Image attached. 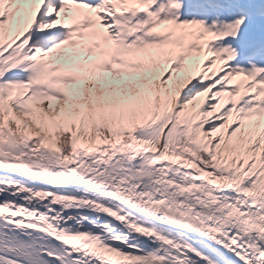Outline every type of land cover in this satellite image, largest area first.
<instances>
[{"label":"snow or ice","instance_id":"6c2138e0","mask_svg":"<svg viewBox=\"0 0 264 264\" xmlns=\"http://www.w3.org/2000/svg\"><path fill=\"white\" fill-rule=\"evenodd\" d=\"M0 264H264V0H0Z\"/></svg>","mask_w":264,"mask_h":264}]
</instances>
